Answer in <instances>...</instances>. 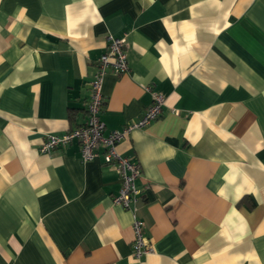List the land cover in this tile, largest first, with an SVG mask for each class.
Masks as SVG:
<instances>
[{
  "label": "crops",
  "instance_id": "obj_1",
  "mask_svg": "<svg viewBox=\"0 0 264 264\" xmlns=\"http://www.w3.org/2000/svg\"><path fill=\"white\" fill-rule=\"evenodd\" d=\"M108 34L128 69L103 75L104 133L164 96L115 145L140 167V258L102 147L39 150L85 123ZM0 264H264V0H0Z\"/></svg>",
  "mask_w": 264,
  "mask_h": 264
},
{
  "label": "built area",
  "instance_id": "obj_2",
  "mask_svg": "<svg viewBox=\"0 0 264 264\" xmlns=\"http://www.w3.org/2000/svg\"><path fill=\"white\" fill-rule=\"evenodd\" d=\"M125 46V34L122 36L108 34L106 36L105 51L98 57L97 71L89 81L90 96L86 105L87 119L85 123L62 133L47 134L39 150L42 153H49L53 148L65 146L76 139L80 145L81 158L87 161L92 159L98 153V149L102 147L104 163L113 168L120 178V188L118 193L113 196L112 201L129 209L132 213L134 234L132 255L140 258L152 249L144 235L143 222L136 214V205L141 194V189L137 184V179L141 174L140 167L129 157L119 154L115 145L132 129L143 127L158 118L162 111L164 96L159 92H151V103L141 117L127 123L121 129L104 133L105 124L100 118V111L104 105V97L101 91L102 78L108 69L117 74L127 71L128 62Z\"/></svg>",
  "mask_w": 264,
  "mask_h": 264
}]
</instances>
